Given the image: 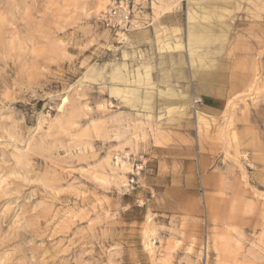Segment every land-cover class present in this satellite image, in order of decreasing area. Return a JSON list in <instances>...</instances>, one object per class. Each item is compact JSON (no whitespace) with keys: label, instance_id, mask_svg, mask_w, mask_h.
<instances>
[{"label":"rangeland","instance_id":"1","mask_svg":"<svg viewBox=\"0 0 264 264\" xmlns=\"http://www.w3.org/2000/svg\"><path fill=\"white\" fill-rule=\"evenodd\" d=\"M112 1L0 0V264H264V0Z\"/></svg>","mask_w":264,"mask_h":264},{"label":"crops","instance_id":"2","mask_svg":"<svg viewBox=\"0 0 264 264\" xmlns=\"http://www.w3.org/2000/svg\"><path fill=\"white\" fill-rule=\"evenodd\" d=\"M149 5L151 6L150 2H149ZM171 13L172 12L166 11L163 14V17ZM151 24L152 22H150V25ZM205 33H207L206 30L203 35L205 36V38H207L206 37L207 34ZM256 53H258V51H253L252 54H250L249 61L251 62V64L250 66H247V68L257 67L263 70V75H264V51L262 53L260 52L258 54ZM239 57L240 56L237 57L236 61H242ZM242 57L243 56H241V58ZM237 67H240V66H237ZM201 78L205 81L204 83H206L209 79V74L204 73V75L201 76ZM208 97H209V101L205 103V108H207L210 111H216V110L223 111L225 109L226 99L224 97H220L217 95H211V94L210 95L208 94ZM249 103H250L249 110H246V112L241 115V118L243 119L242 120L243 124L241 126L244 128V122L251 123L252 128L254 130H257L258 136L260 140L262 141V146L264 147V96L262 95L258 97L257 102L251 101Z\"/></svg>","mask_w":264,"mask_h":264},{"label":"built area","instance_id":"3","mask_svg":"<svg viewBox=\"0 0 264 264\" xmlns=\"http://www.w3.org/2000/svg\"><path fill=\"white\" fill-rule=\"evenodd\" d=\"M134 6L130 0H113L98 17L100 23L117 36L133 28ZM200 101V100H199Z\"/></svg>","mask_w":264,"mask_h":264},{"label":"bare ground","instance_id":"4","mask_svg":"<svg viewBox=\"0 0 264 264\" xmlns=\"http://www.w3.org/2000/svg\"><path fill=\"white\" fill-rule=\"evenodd\" d=\"M205 18H209V16L207 15ZM193 28V27H192ZM192 30V34H196V33H194V31H193V29H191ZM201 31V30H200ZM198 34V33H197ZM206 34V33H205ZM207 36V35H206ZM198 40H200V41H202V39L201 38H199ZM203 83V82H202ZM199 100H201L200 98L198 99V100H193V102H196V101H199Z\"/></svg>","mask_w":264,"mask_h":264}]
</instances>
